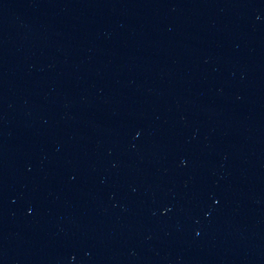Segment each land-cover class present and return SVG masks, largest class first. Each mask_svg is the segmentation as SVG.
Here are the masks:
<instances>
[{
	"label": "water",
	"instance_id": "obj_1",
	"mask_svg": "<svg viewBox=\"0 0 264 264\" xmlns=\"http://www.w3.org/2000/svg\"><path fill=\"white\" fill-rule=\"evenodd\" d=\"M0 264H264V0H0Z\"/></svg>",
	"mask_w": 264,
	"mask_h": 264
}]
</instances>
